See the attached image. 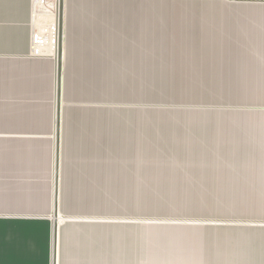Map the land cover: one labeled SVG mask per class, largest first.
Masks as SVG:
<instances>
[{
  "label": "crops",
  "instance_id": "1",
  "mask_svg": "<svg viewBox=\"0 0 264 264\" xmlns=\"http://www.w3.org/2000/svg\"><path fill=\"white\" fill-rule=\"evenodd\" d=\"M85 1L64 13L56 264H264V2L204 0L180 9L188 21ZM42 15L0 0V264H51L56 58L33 40L48 36ZM143 82L168 95L194 83L225 105L188 117L96 103ZM176 193L196 197L193 232L107 219Z\"/></svg>",
  "mask_w": 264,
  "mask_h": 264
},
{
  "label": "rangeland",
  "instance_id": "2",
  "mask_svg": "<svg viewBox=\"0 0 264 264\" xmlns=\"http://www.w3.org/2000/svg\"><path fill=\"white\" fill-rule=\"evenodd\" d=\"M122 4H125L126 7L129 8H145L147 5L151 6V3H155L156 10L164 9V16L165 18L169 20H179L181 18H186L188 21L193 20L194 16L191 17H183L180 13V9H184L185 11H188L190 7L192 9H195L193 7L196 2H201L204 0H89L85 1V4L90 7H96V8H109L112 7L111 4H115V2H119ZM223 2H226L225 0H221ZM42 2L45 4L47 2V6H44L47 8V12L50 15V19L53 18L51 15V9L49 6L52 0H42ZM65 6H64V13H70V9L75 8L73 0H65ZM84 4V3H82ZM46 5V4H45ZM152 7V6H151ZM159 7H163L160 9H157ZM171 10L177 11L172 15L170 13ZM157 14H160L157 12ZM156 14V15H157ZM189 14V13H188ZM52 16V17H51ZM159 16V15H157ZM195 18V17H194ZM65 19V18H64ZM165 19V20H167ZM149 20H156L160 21L162 18L153 16L149 17ZM168 21V20H167ZM50 23V21H49ZM67 25V19H65V25L63 34L67 32L66 30ZM167 28L164 26H156L155 28H150V30H154L155 32L150 33V38L158 37L162 38L165 35L161 34L159 32L160 30ZM49 29V27L47 28ZM159 30V31H157ZM166 42L169 44H172L169 40L166 39ZM177 45V44H173ZM146 85V84H145ZM194 83L188 84L189 88H186L184 91L179 90L181 92H176L178 94H169L171 92H168L170 90H166L165 88L161 89H153L144 86L140 87L139 90L133 92V96H108L106 98V101L102 100L100 102V98H97L96 103H102V104H119V105H154L157 107H181V108H187L186 110H190L189 112H185L184 114L189 116H193L194 112L192 111L196 107H205L210 108L214 106H224L225 104H221V102L217 101L219 98H214L213 100L215 102H211L210 97L205 96H194ZM116 92V91H115ZM136 93V94H135ZM185 110V109H182ZM157 113V112H156ZM177 114V112H174ZM180 113V112H179ZM182 113V111H181ZM179 115H183L182 114ZM166 114V113H164ZM171 115V114H167ZM178 115V114H177ZM52 120V119H51ZM52 134L53 129L50 130V133L48 134V139L52 140ZM44 135V134H43ZM52 143V141H51ZM52 146V144H50ZM53 152V151H52ZM53 153H52V162H51V171H50V189H51V196L53 194V187H54V159H53ZM163 195V194H160ZM161 197V199H156V203L154 205V208H147L146 204L142 208H132V209H121V210H114V209H108L107 210V219L114 220V221H123L126 223L137 222V224H144L146 227L154 228V232H167L171 237H174L175 234L178 233H188L193 232V228L202 221L200 218L195 217V201L196 197L194 194H169L166 198ZM201 199V198H200ZM203 199V198H202ZM150 205V204H149ZM148 205V206H149ZM135 206V205H133ZM142 206V205H141ZM133 214L135 216L132 215ZM131 217V218H130ZM205 219V218H204ZM205 221V220H203ZM152 230V229H151Z\"/></svg>",
  "mask_w": 264,
  "mask_h": 264
},
{
  "label": "water",
  "instance_id": "3",
  "mask_svg": "<svg viewBox=\"0 0 264 264\" xmlns=\"http://www.w3.org/2000/svg\"><path fill=\"white\" fill-rule=\"evenodd\" d=\"M264 2V0H229ZM65 0H57V45H56V133H55V164L53 187V227H52V258L51 264H56V236L58 226V164H59V136H60V107H61V75L63 58V27H64Z\"/></svg>",
  "mask_w": 264,
  "mask_h": 264
},
{
  "label": "bare ground",
  "instance_id": "4",
  "mask_svg": "<svg viewBox=\"0 0 264 264\" xmlns=\"http://www.w3.org/2000/svg\"><path fill=\"white\" fill-rule=\"evenodd\" d=\"M50 4L51 5L49 6V8L51 9V15L53 16V18L50 19V23L48 24L49 29L47 33L48 36L46 38V42H47V48L49 52H51L54 58H56V45H57V32H58L57 0H52Z\"/></svg>",
  "mask_w": 264,
  "mask_h": 264
},
{
  "label": "built area",
  "instance_id": "5",
  "mask_svg": "<svg viewBox=\"0 0 264 264\" xmlns=\"http://www.w3.org/2000/svg\"><path fill=\"white\" fill-rule=\"evenodd\" d=\"M47 6V2L46 5L42 2V0H33V15L35 16L34 18L36 19H42L44 15V13H46L47 8L44 7ZM37 32V30H36ZM33 40L34 43H40L42 44L43 42H45L46 38L44 36H41L39 34H34L33 36Z\"/></svg>",
  "mask_w": 264,
  "mask_h": 264
}]
</instances>
